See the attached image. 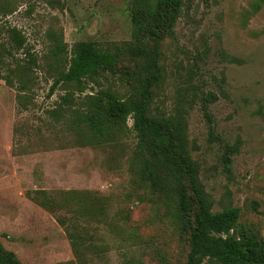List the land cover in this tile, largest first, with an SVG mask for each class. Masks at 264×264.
Returning a JSON list of instances; mask_svg holds the SVG:
<instances>
[{"label":"rangeland","instance_id":"obj_1","mask_svg":"<svg viewBox=\"0 0 264 264\" xmlns=\"http://www.w3.org/2000/svg\"><path fill=\"white\" fill-rule=\"evenodd\" d=\"M254 5L184 0L174 36L161 46L164 78L151 111L184 112L213 210L238 207L239 222L264 237V3ZM132 10L133 0H0V73L7 79L0 77V240L23 264H82L57 220L71 218L69 202L80 196L87 205L72 220L83 241L96 247L87 264L186 263L187 231L140 177L132 119L116 139L98 143L72 126L69 112L53 116L65 93L63 87L50 93L55 42L67 47L64 66L78 41L122 47L134 37ZM11 27L25 38L20 48L9 42ZM32 57V68L18 70ZM133 68L123 58L114 73L75 90L80 104L74 107L82 110L83 97L100 89L130 94L134 81L126 72ZM210 92L217 98L205 113ZM47 195L68 202L48 208L42 204ZM99 209L104 214L94 216Z\"/></svg>","mask_w":264,"mask_h":264},{"label":"trees","instance_id":"obj_2","mask_svg":"<svg viewBox=\"0 0 264 264\" xmlns=\"http://www.w3.org/2000/svg\"><path fill=\"white\" fill-rule=\"evenodd\" d=\"M254 2L257 8L264 0ZM183 5L184 0H133L135 32L131 41L114 50L92 40L78 41L72 46L70 55L65 57V66L62 58L67 47L58 39L49 63L54 70L50 93L57 87H63L65 93L56 102L53 116L59 119L66 111L69 112L72 126L81 133L87 132L88 139L98 143L116 139L118 132L128 128V119H132L137 150L143 159L140 177L167 202L166 206L172 209L174 218L188 233L189 252L185 264H264V237L239 222L240 209L213 210L212 199L200 177L199 163L189 147L188 122L184 112L177 109L166 115L151 111L154 89L164 78L159 62L161 46L166 38L174 36ZM8 38L17 48L25 42L16 27L8 30ZM4 49L0 42V61L3 60ZM127 56L134 62L132 72H126L134 81L130 94L100 89L83 97L82 110L74 107L80 104L75 90L83 91L89 81L97 83L98 77L114 73ZM35 63L36 58L32 57L18 70L26 73ZM0 77L6 79L1 73ZM25 88L26 82L22 79L19 89L24 91ZM216 98L212 92L203 98L205 113ZM230 162L231 158L225 157L227 170ZM51 198L48 195L46 199L43 197L42 204L54 209L55 205L66 206L65 202H68L67 199L57 201ZM71 201L68 208L74 207L67 209L71 218L59 215L57 220L66 230L76 257L82 264H87L88 256L96 252V247L83 241L76 222L72 220L77 210L85 211L87 203L81 196ZM98 214L103 215V210L93 213L94 216ZM0 264H23L1 240ZM133 264L141 263L136 260Z\"/></svg>","mask_w":264,"mask_h":264}]
</instances>
